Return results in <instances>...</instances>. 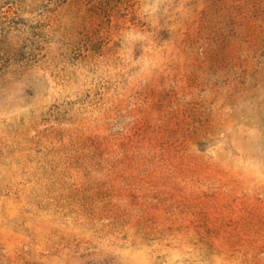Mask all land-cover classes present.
<instances>
[{
    "label": "rangeland",
    "instance_id": "obj_1",
    "mask_svg": "<svg viewBox=\"0 0 264 264\" xmlns=\"http://www.w3.org/2000/svg\"><path fill=\"white\" fill-rule=\"evenodd\" d=\"M0 264H264V0H0Z\"/></svg>",
    "mask_w": 264,
    "mask_h": 264
}]
</instances>
